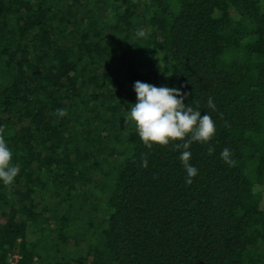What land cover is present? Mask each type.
I'll use <instances>...</instances> for the list:
<instances>
[{
    "label": "trees",
    "instance_id": "obj_1",
    "mask_svg": "<svg viewBox=\"0 0 264 264\" xmlns=\"http://www.w3.org/2000/svg\"><path fill=\"white\" fill-rule=\"evenodd\" d=\"M136 81L212 117L191 184ZM0 134V264H264V0H0Z\"/></svg>",
    "mask_w": 264,
    "mask_h": 264
},
{
    "label": "clouds",
    "instance_id": "obj_2",
    "mask_svg": "<svg viewBox=\"0 0 264 264\" xmlns=\"http://www.w3.org/2000/svg\"><path fill=\"white\" fill-rule=\"evenodd\" d=\"M148 33L137 30V38H146ZM136 102L132 104L125 119L133 122L141 142L146 148L154 145L167 146L170 142L181 141L175 144L177 149H183L179 156L185 172V183L191 184L199 170L190 163L192 153L188 149L193 142L207 143L215 134L216 127L212 117L204 112L194 109L184 103L188 94L182 93L177 87H157L152 84L136 81L133 85ZM207 107L215 110L216 105L209 97ZM58 118L64 117V109H57ZM209 149V154L212 153ZM221 159L232 166L230 149L225 147L220 153ZM12 150L4 136L0 134V183L5 186L13 184L20 172L18 165L11 163ZM142 167H148L147 159L142 162Z\"/></svg>",
    "mask_w": 264,
    "mask_h": 264
},
{
    "label": "rangeland",
    "instance_id": "obj_3",
    "mask_svg": "<svg viewBox=\"0 0 264 264\" xmlns=\"http://www.w3.org/2000/svg\"><path fill=\"white\" fill-rule=\"evenodd\" d=\"M260 191H262V194L264 196V187H262ZM68 255H69V253H68Z\"/></svg>",
    "mask_w": 264,
    "mask_h": 264
},
{
    "label": "built area",
    "instance_id": "obj_4",
    "mask_svg": "<svg viewBox=\"0 0 264 264\" xmlns=\"http://www.w3.org/2000/svg\"><path fill=\"white\" fill-rule=\"evenodd\" d=\"M15 258V257H14Z\"/></svg>",
    "mask_w": 264,
    "mask_h": 264
}]
</instances>
